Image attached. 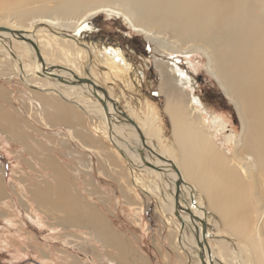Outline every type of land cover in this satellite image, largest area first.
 I'll return each mask as SVG.
<instances>
[{
	"label": "bare ground",
	"instance_id": "6f19581e",
	"mask_svg": "<svg viewBox=\"0 0 264 264\" xmlns=\"http://www.w3.org/2000/svg\"><path fill=\"white\" fill-rule=\"evenodd\" d=\"M81 1H89V4L93 5L78 16L67 19L68 11ZM53 9L61 10L55 12L56 18L50 16ZM102 13L124 16L133 31L154 42L166 57L190 54L195 50L208 55L210 73L234 105L241 122L242 133L232 150L228 146L231 138L223 133L227 128L225 120L212 114L206 104L194 94V84L187 71L178 66L174 61L175 57H172V62H157V69L161 74L159 88L161 94L167 96L165 112L171 121L172 136L178 149V155L172 154L175 160L169 158L166 148L161 150L159 141L155 140L159 138V129L155 123L159 117L154 118L156 112L153 104L149 106L146 102L149 118L147 126L155 131L157 136H153L151 131L146 132L142 125L138 126L150 148L173 161L180 172L179 178L169 164L160 159L153 160L145 153L146 161L164 167L167 172L162 174L148 169L149 173L159 179L167 177L166 186H169L170 192H166L165 199L163 198L167 203L166 212L173 214L176 211L175 182L179 179V205L186 210L191 209L193 213L194 220L188 215L183 216L184 226L178 224L176 230L172 231L174 235L171 242L175 250L178 251V243L181 244L178 234L183 232L182 245L188 248L195 264H253L251 257L255 264H264V0H138L122 3L116 0H66L54 7L42 5L39 12L33 13L30 21H21L22 23L18 19L11 23L10 16L0 14V28L22 32L17 35L0 30V54L3 56V59H0V79L11 84L14 79L20 78L27 88H35L36 90L33 89L28 94L32 99L36 98L35 113L43 117L44 121L48 117V122H52L54 126L63 125L69 130L73 126L77 127V133L88 142V146L83 149L89 152L92 149L90 146L98 145V137L95 135L102 134L103 138H107L124 151L135 165L132 167L135 170L133 172L141 173L144 169L139 168L142 167V161L138 151L143 147L134 127L130 123L115 124L122 116L115 113L112 104L106 101L113 121L109 124L100 101L93 96L92 88L85 84L78 85L74 78L90 79L98 85L97 77L91 68L95 65L96 68H101L100 71L107 81L120 82L124 92L130 91L131 98L140 100L144 73L137 71V67L119 45L78 40L70 34ZM30 14L32 13L29 12ZM65 21L66 23H63ZM42 25L44 27H41ZM65 31L69 33H64ZM171 32L173 34L167 36ZM198 35H202L205 40L198 41ZM39 36L43 38L38 40ZM25 39L38 46L44 66L33 46ZM53 52H56V56ZM83 55L86 56L87 62L82 69L87 76L81 73L77 63ZM69 58L73 59L72 64L68 63ZM58 59L68 63L70 69H49L59 66L54 63ZM45 70L62 77L68 83L51 78L44 73ZM96 93L104 99L102 93ZM11 95V90L6 85H0L1 101H10ZM108 95L120 107L119 101L113 98L112 93L109 92ZM129 101L130 98H127L128 111L131 108ZM6 105L0 104V131L8 134L10 139L16 138L26 143L28 138H32L34 144H40L31 136L32 132L28 135L26 131L28 134L25 132L19 136V133L14 131L17 127L36 131L39 126L35 127L29 120L24 119L25 117H20V120L14 118ZM18 110H15V114L21 116L22 113ZM125 110L123 109L124 113ZM132 112L134 113V110ZM83 113L92 116L90 120L95 135L90 133ZM95 120L102 121L103 125L97 124ZM48 122L44 125L51 129L49 126L52 123ZM130 128H133L134 136L127 134ZM29 146L31 147L28 144V148ZM47 150L53 149L49 147ZM107 154L114 167L120 168L121 163L118 165L113 154ZM40 156H43L41 161L48 166L54 163L49 154ZM54 167L55 169H50L51 172L58 173V166L54 164ZM112 170L113 168L110 171ZM42 182L45 186L38 188L39 191L35 194L42 201L49 202L51 189H56L55 183L48 180ZM4 191L3 177L0 175V196ZM54 195L56 197H51L49 207L51 205L60 210L71 225L84 224L83 227L89 230L88 235L93 240L116 251V257L113 252L110 254L113 255V260L117 259V263H125L127 257L134 253L127 239L123 240L117 235L118 232L95 205L71 196L66 187H61ZM212 215L218 217L214 224ZM204 226L206 245L202 235ZM213 226L225 236L213 231ZM141 258L145 264H149L148 259Z\"/></svg>",
	"mask_w": 264,
	"mask_h": 264
},
{
	"label": "rangeland",
	"instance_id": "374dc122",
	"mask_svg": "<svg viewBox=\"0 0 264 264\" xmlns=\"http://www.w3.org/2000/svg\"><path fill=\"white\" fill-rule=\"evenodd\" d=\"M64 1L66 0H0V14L10 16L9 21L11 23L15 22L13 20L16 19L20 22L25 20L30 21L31 17L34 16L33 13L39 12L42 5L54 7ZM116 1L122 3L123 1L138 0ZM92 5L89 4V1H81L71 11H68L69 15L66 16L68 17L67 19L78 16V14ZM57 10L60 9L51 10L50 16L56 18L57 13L55 12ZM127 11L129 12V10ZM29 12L32 14L29 15ZM63 23H66V21ZM128 24L124 16L102 13L88 20L75 32L71 31L70 33L73 38L77 37L78 40L122 45L128 51L127 57L137 67V71L145 73L147 79L146 84L142 86L140 100H137L131 98L130 91L124 92V87L121 86L120 82L107 81L100 71L101 68H96L95 65H92L91 68L97 77L98 85L106 89L108 93L111 92L113 98L119 101L122 110L126 109V113L134 118L136 122L139 121L138 124L142 125L146 132L150 133L151 131L153 136H157L155 135V131L147 126L149 123L147 103L149 106L153 104L156 112L154 118L156 116L159 117L156 119L157 121L155 120L156 126L160 127L161 135L167 137L170 132L169 118L165 112V100L167 101V96H164V101L152 103L150 99L153 97H149V93L153 90L151 88L160 87L161 74L157 69V62L159 60L172 62V57H175L174 61L177 62L178 66L182 70L187 71L190 77L194 76L196 93L201 97L210 112L225 120L227 128H225L223 133L231 138L228 146L234 150V143L242 133L241 122L234 105L224 95L217 81L210 73L208 55L195 50L190 54H175L166 57L163 54V50L159 49L154 42L147 40L141 33L133 31ZM41 27L44 26L42 25ZM64 33L69 32L65 31ZM172 34L171 32L167 36ZM42 38V36L37 37L38 40ZM197 38L198 41L205 40L202 35H198ZM144 41L147 42L146 48L143 45ZM134 46H137V48ZM53 54L56 56V52H53ZM83 57L79 58L77 63L79 64L81 73L86 75L82 67L86 64L87 60L85 59L87 58L85 55ZM0 59H3L1 54ZM68 61H70L68 62L69 64L73 63V59L71 58ZM54 63L67 69L71 67L61 59H58ZM148 68H151V70H147ZM197 77H200L203 84L198 83ZM0 85H6L11 90L12 95L8 103L13 104H7L6 107L11 111L13 117L19 120L20 117H25L24 119L29 120V123H32L35 127L39 126H37L39 129L37 128L38 130L36 131L31 130V128L22 127L21 129L17 127V130L14 131L17 134L19 133V136H22L26 131L29 133L26 132L28 135L32 132L31 136L40 142V144H34V140L32 138L29 140L28 138L27 142L23 143V141L16 140V138L10 139L8 134L0 131V175L3 177L5 187L4 193L0 196V264H119L115 261L117 259L113 260V255L116 257V251L111 250L109 247H104L103 243L93 240L88 235L89 230L83 227L84 224L71 225L66 221V216L60 210L53 208L51 205L49 207L51 197H56L54 194L61 187H66L71 196L78 197L83 202L95 205L97 209L101 210L100 212L110 222L114 230L119 233L117 235L121 236L120 238L123 240L127 239L134 253L132 252L133 254L129 255L123 264H145L141 257L148 259L149 264H195L188 248L182 245L183 232L182 234L179 232L181 236L178 235L179 242L181 243H178L179 246H177L179 252L172 245L171 237L174 233L169 230H173L180 223L175 216V212L173 214L166 212L167 208L165 205L167 203L163 198L166 192H170V188L166 189L162 183L161 188L156 187L155 183L159 182V178L156 175L150 174L148 172L150 170L145 168L141 173L140 171L134 173L131 180H127L126 176L124 180L122 178V182H118L117 184L112 182L109 178L110 174H104L102 169V167H107L109 171L112 168V171H115L113 163L108 159V154L105 157L106 165L99 163L96 157L90 153L91 150L88 152L75 146L74 138L68 132L69 129H49L46 127L47 125H44L46 121H44L43 117L37 115L38 113H35L34 105L36 98L32 99L28 95L35 88L31 86L27 88L20 78L14 79L11 84L7 83L4 79H0ZM135 97L138 98V96ZM127 98H130V113L126 107ZM146 98L147 100L145 101L144 99ZM71 104L73 105L74 103L71 102ZM16 109L21 111L18 110L22 113L21 116L15 114ZM133 110L134 113L132 112ZM83 114L84 117L86 115V118H88L86 122L90 132L95 133L90 120L92 116L90 117L89 113ZM151 118L153 119V117ZM121 119L122 123L120 121L118 124L116 123L117 125L129 124L123 118ZM95 122L103 125L100 120H95ZM19 124L22 123L20 122ZM60 130H63V132ZM127 134L134 136L133 128L128 129ZM104 139L107 140V138ZM28 144L31 147L29 146L28 148ZM109 145L120 156L123 162L128 163L122 157L123 155L121 156L115 145L111 142H109ZM49 147L53 150H47ZM38 153L49 154L54 163H50L48 166L41 161L43 156L41 157V154ZM174 153H178L175 147ZM103 155L105 156V154ZM54 164L58 166V173L51 172L50 170L51 168L55 169ZM132 171L135 170L132 168ZM146 172L150 175L146 176ZM162 179L165 182L168 181L166 176ZM47 180L53 181L56 187V189H51L52 193L49 202L42 201L35 194V192L39 191L38 188L45 186L42 181ZM146 181H150V184L154 183V185H146ZM39 185L42 186L38 187ZM59 185L61 186L58 187ZM149 197H151L150 200ZM45 203H48V206ZM46 207L47 209H45ZM159 211H163L162 213L167 220L158 216ZM212 217L214 224L218 217L217 215H212ZM162 223L166 224L164 230H160L163 228L161 227ZM213 227L215 228L213 231H218L216 226ZM218 232H220V235L225 236L221 230ZM111 252L114 254H110ZM250 260H253L252 262L255 264L253 257Z\"/></svg>",
	"mask_w": 264,
	"mask_h": 264
},
{
	"label": "water",
	"instance_id": "95a60500",
	"mask_svg": "<svg viewBox=\"0 0 264 264\" xmlns=\"http://www.w3.org/2000/svg\"><path fill=\"white\" fill-rule=\"evenodd\" d=\"M0 30L2 31H7L9 33H12V34H17V35H21L22 32L20 31H13V30H10V29H6V28H0ZM27 43L31 44L33 46V48L35 49V52L37 54V57L40 61V63L44 66V61H43V58L40 54V50L38 48V46L34 43V42H31L29 41L28 39H25ZM49 69L51 70H54V69H57V70H66L64 67L62 66H55V67H50ZM46 75H49L51 78H54V79H58L59 81H62V82H65L66 84L68 83L67 81H65L62 77H58L57 75L53 74L52 72H48L47 70H45ZM75 80L77 82L78 85H81V84H85L87 85L88 87H91L92 90H93V96L98 99L103 107V110H104V113H105V116H106V119H107V122L109 124H111L113 121H112V115L109 113V110H108V106H107V103L106 101H109L112 106H113V109L115 110V113H118L120 114V116H122V118L124 120H126V122L130 123L133 127H134V130L135 132L138 134L139 136V139H140V142L142 144V149L140 151H138L139 153V156H140V159L142 161V167H139L140 169H150V170H154L156 172H160L162 174H166L167 172L164 171V167H159V166H156V165H153V163H149L148 161H146L145 159V153L151 157L153 160L156 158V159H160L162 160L163 162H166L167 164H169L172 168V170L179 176L180 178V172L177 168V166L173 163V161H171L169 158H166L158 153H156L155 151H153L150 146L148 145L147 140L145 138V136L143 135L142 131L140 130L138 124L136 123V121L134 120V118H132L130 115H128L127 113H124L122 108H120L119 106H117L114 101L110 98V96L108 95V91L104 88H102L101 86L97 85L93 80H90V79H86V78H80V77H75ZM99 92V93H102L103 96H104V99H101L98 94L96 92ZM130 116V117H129ZM122 121V119H118L116 123ZM113 145H115L114 143H112ZM116 146V145H115ZM116 149L121 153V155H123L124 159L128 162V164L131 166V167H135L134 164H132V162L129 160V158L127 157V155H125L124 151H122L119 147L116 146ZM139 170V169H137ZM180 184H181V181L178 179V181L175 182V185H176V193H175V201H176V211H175V216L177 217L179 223L184 226V222L182 221V217L183 216H186L188 215L192 220L193 219V213L190 210H186L184 209L183 207H181L179 205V197H180ZM198 220V219H197ZM196 221V220H195ZM206 227L204 226L202 228V235H203V240H204V245H206Z\"/></svg>",
	"mask_w": 264,
	"mask_h": 264
},
{
	"label": "crops",
	"instance_id": "0c3cea01",
	"mask_svg": "<svg viewBox=\"0 0 264 264\" xmlns=\"http://www.w3.org/2000/svg\"><path fill=\"white\" fill-rule=\"evenodd\" d=\"M1 101V100H0ZM3 101H1L0 102V104H2V105H6L8 102H6L5 101V103L3 102ZM7 106V105H6ZM167 115V114H166ZM87 116L85 115V123H86V125L88 126V124H87V120L86 119H88V118H86ZM167 117L169 118V116L167 115ZM48 117L45 119L46 120V123L48 122ZM88 121H90V120H88ZM138 121V120H137ZM168 121H169V123H170V126H169V128H170V133H169V135L167 136V137H163L162 135H161V133H160V127H157L158 129H159V133H160V135H159V138H155V140H157V141H159V146H161V147H159V148H161V150H163L164 148H166V151L168 152V155H169V158H171V159H173V160H175V158H174V156L177 154L178 155V153H174V147L177 149V147H176V145H175V142H174V140H173V136H172V131H171V128H172V126H171V121H170V119H168ZM49 123V122H48ZM52 123V122H51ZM51 123H49V124H51ZM139 123V121L137 122V124ZM50 128H53V129H66L67 127H65V126H62V125H59V126H54L53 125V123L51 124V126H49ZM67 129H69V128H67ZM72 131V132H71ZM74 131H76L75 133H74ZM79 131H80V128H79ZM69 132H70V135H72V137L74 138V142H75V146L77 147V148H79V149H83L84 148V146H88V142L86 141V139L80 134V133H77V127H74L73 126V128L71 129V130H69ZM90 133H92V134H94L95 135V133H93V132H90ZM96 137H98V145H93V146H90L92 149H91V151H90V153L91 154H93L95 157H96V159H97V161L99 162V163H103V164H105L106 165V159H105V157H106V154H107V152L111 155V154H113V156H114V158L116 159V162L118 163V165L120 164V168H115V171H109V169H107V167H102V169H103V173L104 174H106V175H109L110 174V177L109 176H107V177H109L110 179H111V181L112 182H115L116 184L118 183V182H122V178H123V180L126 178V176H127V180H131L132 178H133V176H134V172L132 171V167L128 164V163H125L124 164V162H123V160L122 159H120V156L119 155H117V153L113 150V149H111V146L109 145V142H108V140H105L104 138H103V136L102 135H98L97 136V134L95 135ZM80 139H82V140H80ZM161 139V140H160ZM164 139V140H163ZM170 139H171V141H170ZM156 143V144H157ZM97 147H99L100 149L98 150V148ZM107 149V150H106ZM86 150V149H85ZM177 151H178V149H177ZM86 153H88L87 151H85ZM103 154H105V156L103 155ZM174 156H173V155ZM149 172V171H148ZM148 172H146L147 174H146V176H148L149 174H148ZM126 173V174H125ZM151 174V173H150ZM161 183L162 184H164L165 185V187H166V189L167 188H169V186L167 187L166 185H167V182H165L163 179H159V182L158 183H155V184H157L156 186L157 187H160L161 188ZM145 184L146 185H149L150 184V181L149 182H145ZM150 185H154V183H151ZM166 192V191H165ZM150 198L151 197H149V200H150ZM158 216L160 217V218H166L165 217V215L162 213V211H159L158 212ZM161 227H163V228H161L160 230H164V228L166 227L165 226V223H162V225H161ZM173 230H176V228L174 227V229ZM173 230H169V231H173ZM178 235H180L181 236V234H178Z\"/></svg>",
	"mask_w": 264,
	"mask_h": 264
},
{
	"label": "flooded vegetation",
	"instance_id": "af4514ba",
	"mask_svg": "<svg viewBox=\"0 0 264 264\" xmlns=\"http://www.w3.org/2000/svg\"><path fill=\"white\" fill-rule=\"evenodd\" d=\"M146 43L147 42H145L144 41V47L146 48ZM116 45H119L123 50H124V52H125V54L127 55L128 54V51L125 49V48H123V46L122 45H120V44H116ZM135 48H137V46H134ZM129 50V49H128ZM128 58V57H127ZM129 59V58H128ZM153 69V68H152ZM146 70V69H145ZM147 70H151V68H148ZM144 75V81H143V85L144 84H146V75H145V73L143 74ZM189 76V75H188ZM190 77V76H189ZM191 79H192V81H193V84H194V94L196 95V96H198L200 99H201V97L196 93V91H197V89H196V87H195V79H194V76L193 77H190ZM198 79V83L199 84H203V81H201V79H200V77L198 78H196V80ZM159 87V86H158ZM153 89V90H152ZM151 90H152V92H150L149 93V97H153V98H151L150 100H151V102L152 103H157V101H164L165 100V98H164V96L163 95H161V93H160V91H159V88H156V87H154V88H151ZM202 100V99H201ZM203 102V101H202Z\"/></svg>",
	"mask_w": 264,
	"mask_h": 264
}]
</instances>
